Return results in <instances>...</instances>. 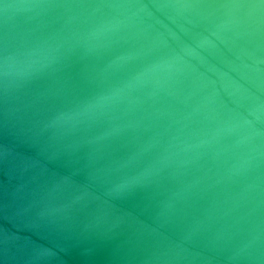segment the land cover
I'll return each mask as SVG.
<instances>
[{
    "label": "water",
    "instance_id": "obj_1",
    "mask_svg": "<svg viewBox=\"0 0 264 264\" xmlns=\"http://www.w3.org/2000/svg\"><path fill=\"white\" fill-rule=\"evenodd\" d=\"M0 264H264V0H0Z\"/></svg>",
    "mask_w": 264,
    "mask_h": 264
}]
</instances>
